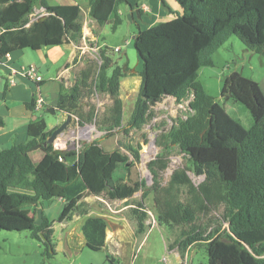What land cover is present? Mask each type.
Wrapping results in <instances>:
<instances>
[{
  "label": "trees",
  "instance_id": "trees-1",
  "mask_svg": "<svg viewBox=\"0 0 264 264\" xmlns=\"http://www.w3.org/2000/svg\"><path fill=\"white\" fill-rule=\"evenodd\" d=\"M174 1L179 11L173 19L138 30L134 38L141 80L124 132L141 130L153 117L151 107L163 98L172 97L177 103L190 98L186 117L177 118L155 139L160 151L147 163L152 185L143 192V199L152 195L155 222L175 233L167 249L176 251L182 260L192 247L204 245L207 264H264L263 93L257 82L237 72L224 78L221 98L239 101L251 114L253 125L245 129L198 81L200 69L213 66V54L231 36L264 57V0ZM122 4L128 5V0H88L89 17L99 25L113 17V25H118ZM162 6L166 8L163 1ZM38 7L47 14L26 26ZM0 31V55L79 45L83 39L80 7L69 3L51 6L47 0H0ZM99 57L98 69L86 66L72 86L64 89L66 93H59L55 111L70 116L75 112L82 123L91 122L94 108L85 115L76 112L82 98L92 92L107 94L113 103L98 129L110 133L122 128L119 91L128 69L112 67L103 48H99ZM56 128L48 129L43 119L35 118L27 126L24 143L0 150V231H28L43 245L47 257L56 247L53 222L42 216L41 223L35 224L27 207L36 211L42 202L61 199L64 204L57 222L64 224L75 215H88L82 206L85 196L106 195L127 203L144 186L143 181H129L140 160V146L128 144L123 146L127 152H107L94 141L79 151L55 152L52 144L42 145ZM34 145H40L43 152L36 164L29 153L24 154ZM174 147L184 155L186 165L174 170L162 186L160 175L168 168ZM189 173L202 176L203 181L194 184ZM220 208L226 229L217 227L207 233L197 225L199 217ZM127 213L135 234L145 233L149 216L143 202ZM86 219L87 232L92 225L89 238H98L104 247L106 225L99 219Z\"/></svg>",
  "mask_w": 264,
  "mask_h": 264
},
{
  "label": "rangeland",
  "instance_id": "rangeland-1",
  "mask_svg": "<svg viewBox=\"0 0 264 264\" xmlns=\"http://www.w3.org/2000/svg\"><path fill=\"white\" fill-rule=\"evenodd\" d=\"M47 1L53 5L76 3L83 12L88 8V0ZM119 9L121 11L119 15L121 22L118 25H113V17L103 25L95 22L94 27H92V22L87 23V27L97 37V41L89 36L86 39L85 45L88 51L81 55L80 59L83 65H77V70L68 79L67 88L72 86L79 72L86 66L98 69L101 61L99 48H103L112 61V67L119 66L122 69H128L126 77L121 80L119 91V98L123 106L122 128H115L110 132L111 134L98 129L99 123L107 118L113 101L109 95L95 92L86 94L76 111L85 115L89 109L94 108V118L91 122L82 123L75 112L71 116L61 111H55L52 114L47 111L46 107L32 112V118L43 119L48 129H51L55 126L58 127L70 116V121L63 134L57 136L51 143L55 152L69 149L79 151L83 145L94 141H97L107 152H112L115 149L127 152L123 146L128 144L134 148L140 146V160L133 167L129 181L130 183L143 181L144 186L127 203L109 200L106 195L99 197L85 196L82 199V206L88 210V215H76L75 217L78 219L71 223L59 224L57 222L64 204L61 199L42 202L36 211H34L35 209L32 206L27 207L29 214L34 217L35 224L41 223L42 216L53 222L55 227L53 238L56 246L55 252L50 257L45 256L43 245L39 241L32 239L28 231L1 230L0 264H207V254L204 245L192 247L184 260L175 251H168L167 245L175 239V233L169 232L166 227L158 226L155 222L152 195L150 194L146 199H143V192L152 185V176L147 169V163L154 159L160 151V148L152 144V142L161 133L167 132L175 124L177 118L186 117L189 111L188 103L190 98L182 103H177L172 97L163 98L151 107L153 117L141 130L130 129L128 133L124 132V129H128L127 122L133 110L141 80L139 72L142 69V65L134 48V36L138 31L137 25H142V22L135 18L132 22L128 15L129 9L126 4L120 5ZM82 16L86 21L91 19L87 13L82 14ZM87 34L90 33L88 32ZM59 48L62 54L51 56L54 64L49 69V74L46 73L47 68L42 66V60L40 59V56H44L46 59L44 53L47 48L39 52L30 49L19 51L17 53L20 55L18 63L23 65L32 64L41 68L42 73L45 75L43 77H56L59 68L64 67L66 63L71 64L69 60L70 47L62 45ZM115 48L118 51H115ZM212 61L213 66L200 69L198 81L207 94L214 97L215 101L223 106L224 110L233 119L238 120L245 129H249L252 126L250 112L242 103L235 99L225 101L221 98L222 83L225 77L237 72L243 77L257 82L264 96V57L248 51L236 36H231L213 54ZM72 64H76V62H72ZM54 82L58 84V81ZM0 91H3V84H0ZM46 92H51V85L46 87ZM47 97L50 102L52 99L50 93H48ZM149 146H152L153 151L151 155L146 157V149ZM29 156L36 164L43 156V152L38 148L29 152ZM185 165L186 159L184 155L179 152L178 148L174 147L169 156L168 168L160 175L162 186L167 184L174 170L184 168ZM169 169L171 170L170 172ZM189 174L194 184L197 185L203 181L202 176L197 177L191 173ZM139 201L143 202L149 218L146 221L148 227L145 233L136 235L135 224L129 219L127 212L130 207H133ZM221 214L222 209L220 208L207 216L199 217L196 223L200 227L205 228L207 233L217 227L222 231L227 228V223L222 221ZM86 218H95L103 221L106 225L104 241H106L108 229L113 233L112 241L116 243L119 254H116L110 245H108L109 249L107 250L105 248L106 243H104L103 247L100 243L101 240L98 238H89L92 236L89 234L92 231V225H90V229L87 227L89 229L87 232L85 227ZM219 224H221L220 227Z\"/></svg>",
  "mask_w": 264,
  "mask_h": 264
},
{
  "label": "crops",
  "instance_id": "crops-1",
  "mask_svg": "<svg viewBox=\"0 0 264 264\" xmlns=\"http://www.w3.org/2000/svg\"><path fill=\"white\" fill-rule=\"evenodd\" d=\"M162 1L165 3L166 8L162 6ZM128 3H129L127 5L129 9L128 15L130 16L132 22L134 18L142 22V25L139 24L137 25L138 30H145L156 23L169 21L173 19L174 12L179 11V8L174 0H128ZM48 4L51 6L59 5V4L53 5L50 4L49 2ZM73 5H77V4L73 3ZM37 10H43V8L39 7L37 8ZM80 11H81V20L83 23V39L79 45H75L72 43L64 44L67 47H70V51H69V60L71 62L70 65L69 63H66L64 67L59 68L57 70L56 77H43L45 75L44 73H42L41 68L35 66L39 74L41 73L40 75H42L41 76L42 81L38 85L35 84L34 82L21 80L19 81L18 84L14 86H9L6 83V80H2L3 83H1L0 81V84H3V91H0V150L7 149L14 145H19L25 142L27 135V126L30 121L35 119L32 118V112L35 111L33 109V103L35 97H37L38 95H42L45 100L44 107L47 108V111L51 108L55 110L56 99L59 93H64V89L67 88L68 86V79L71 78L74 71L77 70L78 68L77 65L78 64L83 65L80 59L82 57L81 55L85 54L86 51H88V48L85 45L86 39L89 36L91 37V39H96L97 41V37H95L94 34L91 32V30L87 27L88 22H92L93 23L92 27H94L95 21L92 19L86 21L82 16V14L84 13L88 14V8L85 12H83L81 9ZM118 13L119 15L121 14L120 9L118 10ZM88 32L90 34H87ZM18 52L12 53L11 55L10 65L12 67L20 68V67H27L32 65V64L23 65L21 63H18V59L20 56L19 54H17ZM58 54H62V51L59 48V46H55L52 48L51 47L47 48V51L44 53L46 59L44 58V56H40V59L42 60V66L47 68V72H46L47 74H49L50 72L49 69L54 64V60L51 58V56L52 55L57 56ZM42 57L44 58V60ZM75 58H76V64H72ZM0 71H1L0 73L4 76L5 71L2 69H0ZM54 81H58V84H56ZM48 85H51V92H48L52 97L50 102L48 101V97H47L48 93L46 92V87H48ZM252 125H253V120H252ZM75 216L73 217L71 222L78 219ZM122 225L120 226L122 227ZM53 228L55 233V227L53 226ZM70 230H68V232H70ZM132 233L134 232L132 231ZM106 234L107 235L105 241L106 243L105 248L108 250L109 249L108 245H110V247L117 254L118 248L116 247V243L112 241L113 233L107 229Z\"/></svg>",
  "mask_w": 264,
  "mask_h": 264
},
{
  "label": "built area",
  "instance_id": "built-area-1",
  "mask_svg": "<svg viewBox=\"0 0 264 264\" xmlns=\"http://www.w3.org/2000/svg\"><path fill=\"white\" fill-rule=\"evenodd\" d=\"M47 14L45 10H34L33 13L29 17V23L26 26H29L32 22L36 21L38 18ZM1 32V31H0ZM115 51H118L115 48ZM11 53H6L4 55H0V69L4 70L5 75L3 76L0 73V81L6 80L7 85L14 86L19 83L21 80L34 82L35 84H39L42 81V77L39 74L38 70L35 66L30 65L27 67L14 68L10 65ZM45 105V100L42 95H38L34 98L33 109L35 111L41 110ZM54 149V147H53ZM59 161H62V158L58 156Z\"/></svg>",
  "mask_w": 264,
  "mask_h": 264
},
{
  "label": "water",
  "instance_id": "water-1",
  "mask_svg": "<svg viewBox=\"0 0 264 264\" xmlns=\"http://www.w3.org/2000/svg\"><path fill=\"white\" fill-rule=\"evenodd\" d=\"M45 19V17L43 18ZM41 21V20H40ZM49 113H52L54 114L55 113V110L53 108L49 109L48 110ZM70 121V116L67 117V119L62 122L51 134L50 138L47 140V142H45L42 147H46L48 144H51L53 143V141L57 138V136H60L63 134L64 130L66 129L67 127V124L69 123ZM152 144H155V141L152 142ZM40 147V145H34V146H31L30 148H28L24 154H27L35 149H38Z\"/></svg>",
  "mask_w": 264,
  "mask_h": 264
},
{
  "label": "bare ground",
  "instance_id": "bare-ground-1",
  "mask_svg": "<svg viewBox=\"0 0 264 264\" xmlns=\"http://www.w3.org/2000/svg\"><path fill=\"white\" fill-rule=\"evenodd\" d=\"M146 150H147V151H146V157H147V156L151 155V153H152V151H153V150H152V146H149L148 149H146ZM146 157H144V158H146ZM170 171H171V170L169 169V172H170Z\"/></svg>",
  "mask_w": 264,
  "mask_h": 264
}]
</instances>
